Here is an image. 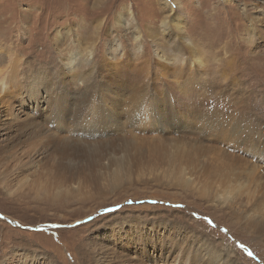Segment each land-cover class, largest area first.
<instances>
[{"label":"rangeland","instance_id":"obj_1","mask_svg":"<svg viewBox=\"0 0 264 264\" xmlns=\"http://www.w3.org/2000/svg\"><path fill=\"white\" fill-rule=\"evenodd\" d=\"M263 10L264 0H0V133L22 137L1 141L7 147L0 148V264H81L75 261L81 246H93L102 258L113 253L120 264L135 257L128 244L140 236L159 250L172 233L181 240L169 263L176 257L190 264L207 238L233 248L238 264H264L260 234L244 228L248 208L216 207L194 193L201 185L220 195L233 187L241 202L264 205ZM175 15L183 17L182 34ZM14 59L21 60L17 70L9 65ZM125 72L129 83L119 81ZM42 74L41 82L33 79ZM79 75L91 82L84 109L76 105L84 92L76 86ZM36 91L49 102L30 109L35 101L27 98ZM9 107L36 114L50 134L61 131L54 116L60 122L67 115L75 131L64 140L71 152L108 144L105 162L121 158L120 145L149 152L127 186L95 191L104 183L94 175L87 187L65 192L44 164L58 157L52 143L38 140L33 126L29 136L16 135ZM175 139H183V151L154 153ZM26 158L37 167L26 170ZM175 169L193 179V188L166 185ZM117 227L127 230L120 246ZM15 243L35 249L34 257ZM104 260L112 264L113 257Z\"/></svg>","mask_w":264,"mask_h":264},{"label":"bare ground","instance_id":"obj_2","mask_svg":"<svg viewBox=\"0 0 264 264\" xmlns=\"http://www.w3.org/2000/svg\"><path fill=\"white\" fill-rule=\"evenodd\" d=\"M125 8L127 7L125 6ZM246 10L243 11V14L245 15L246 19L251 18L249 19V21L252 22L250 24H253L254 15H250L251 13L249 14ZM122 12L118 14V17L120 20H123ZM263 15H264V12H263ZM174 20H175L174 22H175V25L177 26V29H179L181 31L180 34H182L184 31L182 30V27H180V25L183 24L184 22L183 17L175 15ZM250 28L252 31L253 27L251 26ZM247 37L250 38L249 31H248ZM195 47L190 46L192 50H196ZM262 58L263 57L254 55V59H256L257 62H259V60ZM2 59L4 58L0 56V61ZM71 61H74V60L71 59ZM19 62H21L20 59H16V60L14 59L12 63L11 62L9 63V65L14 67L17 70V67L20 65ZM195 63L201 64V60L197 56H196ZM72 65L73 66H68L69 70H71L72 68L74 69L76 64L72 63ZM94 68H95V65L91 66V69H89V72L90 73L93 72ZM1 70L2 69H0V73H1ZM16 70H13V71H16ZM114 70L118 71L115 68H111L109 70V73L116 79L117 72ZM42 76L43 74L33 79L34 80L37 79L38 81L41 82L42 81L41 78H43ZM129 77L130 75L125 72V75L122 76L119 79V81L129 83L130 82ZM260 78H264V68L262 69V74L260 75ZM77 85L79 86L81 85V87H79L80 89L84 87V90H83L84 92L80 96L81 97L80 99H82V102L76 103L77 109L79 108L84 109V102L88 99L86 90L90 88L91 82H89L88 78H83L82 76L79 75V76H76V86ZM44 89L46 90V88ZM26 94L28 93L26 92ZM32 95L34 97L28 96L27 98L30 101H35L33 102V105H32L33 107H30V109L39 108L43 103H46V101L47 103L49 102L48 97L46 100L44 97H41L40 91H36ZM144 101H146V103L148 104V99H144L143 101H141V106L145 105ZM21 102L23 104L24 100H22ZM108 106L110 110L113 109V107H111L110 105H107V107ZM96 107L97 105L94 106V108ZM49 109L52 111L51 112L52 114L56 112V110L51 109V106H49ZM77 109L75 110L76 115H74L73 117L79 116V114H77L78 113ZM143 109H145V106L143 107ZM2 110L4 109L2 108ZM28 112L29 111H24V110L15 111L14 109H11L9 107L7 111L8 127L9 128L14 127V130L16 131L15 132L16 135H24L25 137V136H29L26 129L29 126H33L34 133H35L34 136H38L39 137L38 140L44 141L45 143H50V142L52 143L51 146L53 147V151L58 155V157L53 164H50L51 162L48 163V161H46L44 164L48 166L50 171L57 178L61 180V186L65 192L72 191V190L80 191L84 187H87L89 184L93 183L94 175H96L97 179H99L102 183H104V184H99L97 187H95L96 189V190L94 189L95 191H112L114 190V187L127 186L128 184L133 183L135 181L134 174L136 171H138L141 168L142 162L140 160L142 159L140 156H143L142 153H144V150L149 152L147 149L136 148V149L131 150L126 145L125 146L120 145V149H122L123 151L121 154V158L117 160V157H115V160L117 161H108V162H105V159L107 155L112 152L111 148L106 149L107 148L106 146L108 144H106V146H104L105 144H94L88 153L83 152V150H80V151L73 150L71 152V147H70V151L65 147L66 144L64 143L66 141L64 142V140L68 139L71 141L74 138L73 134L75 131L72 130L73 128H70L69 123L71 120L69 117H67V115H64V117L61 118L60 122L57 121L58 119L56 115L54 116L55 120L52 122L55 124L56 127L60 128L61 131H58L57 129L52 128L53 131H51V134H50L48 132V130L50 129L46 125L39 122V120L42 118L37 117L36 114L34 116L33 114H30ZM55 114H58V113H55ZM4 121H5V118H4ZM92 122L93 120L92 118H90L88 120V124H92ZM91 128L96 129L94 125L91 126ZM10 132L3 133V134L0 133V136H1L0 137L1 138L0 148L5 147V146L7 147V145H5L6 143L3 144L1 141H5L9 139L11 141H15V144L21 141L22 139L21 136H13L11 134L12 132L11 133ZM182 140L183 139H175L173 143L167 147H161V148L154 149V153L158 154V156H169L171 154H177V151L184 150V147L181 145ZM60 143L61 145L63 143L65 148H63V146H61ZM69 143L67 144L70 145ZM72 146L74 147V145ZM74 148H76V146ZM172 148H174V151H172ZM46 156L47 155H45V157ZM64 162H72L74 166L72 168H67L64 166ZM23 163H24V167L28 164L26 166V170L31 169L32 167H37V164H36L37 162L33 161L30 158L24 159ZM79 163H81V165ZM77 164H79L80 166H78ZM24 167L23 169H25ZM16 172L17 171L15 170L12 173L14 174ZM169 182L170 183L166 185H171L183 191L185 188L191 189L194 186L193 179L191 177L185 176V173L179 172L178 169H175L173 171V174ZM260 185L261 186L264 185V176H263V180L261 181ZM194 193L198 197L203 198L205 202L214 203L216 207H220V208L247 207L250 213H246L244 215L245 216L244 228H246L247 230H251L252 232L260 234L261 239L264 242V205H251V201H248V200L245 202H241L240 201L241 197H240L239 192L236 190L234 191L233 187L226 188L224 193L220 195V192H217V190L215 194H212L206 189L204 185H201L199 187H194ZM244 204H249V205H244ZM119 230L120 228L117 227L115 231V236L119 238L118 246L124 243L121 240L122 234L127 232V230L125 229L123 232ZM165 240L166 241L161 243L160 249L157 250L154 248L156 245L154 239L149 238L148 236H140L138 239L128 244V247L136 249L135 257L130 255L129 258L121 260L119 261V263L120 264H185V260L183 258L177 259L176 257L172 258L171 263L168 262L171 255L175 252V248L173 246H176V243H178L179 240H181V233L168 234L165 237ZM213 242L214 241H211L207 238L203 239L202 244L204 245V248L202 249L199 246L197 247L195 253L191 256L190 264H217L215 263V261L219 262L220 264H238L237 256L233 255V251H234L233 248L224 247V246L221 247L219 245L217 246L215 245L216 243L214 244ZM131 244H133L132 247H131ZM14 246L17 249L18 248L20 249V247H24V248L27 247L28 252H26V250H23V249L19 250L22 252L23 256L25 257L32 258L35 255V249L29 246H26L21 243H15ZM119 256H122V253H120ZM108 257H113L112 264H117L113 253H110V255H106L105 257L102 258L101 256H99V253H97V251L95 250L93 246H88L87 248H84L81 246L78 248L77 259H75V261L77 262L79 259L81 260V264H111L109 262L110 260H106V261L104 260L105 258H108ZM186 258H188V256Z\"/></svg>","mask_w":264,"mask_h":264}]
</instances>
